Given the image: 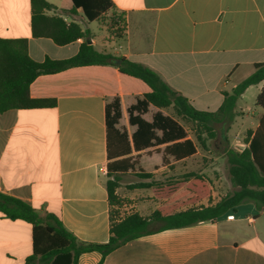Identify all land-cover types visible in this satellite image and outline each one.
Masks as SVG:
<instances>
[{
    "label": "crops",
    "instance_id": "1",
    "mask_svg": "<svg viewBox=\"0 0 264 264\" xmlns=\"http://www.w3.org/2000/svg\"><path fill=\"white\" fill-rule=\"evenodd\" d=\"M47 1L68 24L89 30L98 51L153 69L201 111H217L224 101L222 91H228L234 77L240 76L231 90L255 71V64L264 62V0H112L114 10L124 14L126 30L122 37L103 36V41L91 30L94 21H88L82 9L70 12L72 0ZM31 18V0H0V38H26L28 53L37 62L47 57L67 59L79 52L83 39L59 46L50 38L33 37ZM257 86L261 91L263 85ZM150 91L145 82L113 65L40 76L30 86L31 96L55 99V107L0 114V193L28 202L41 216L56 215L82 242L107 243L108 179H120L116 191L120 199L123 179L141 180L142 173L154 174L201 153L188 124L187 138L197 149L191 156L176 160L169 155L166 164V144L143 146L140 137L136 146L138 126L130 122L129 108ZM116 99L121 118L115 128L128 135L131 152L110 159L106 107ZM158 111L169 115L151 105L140 117L152 122ZM157 135L162 136V131L157 130ZM111 143L115 153L119 148L114 140ZM243 144L236 151L247 146ZM122 159L128 160L120 163ZM210 198L201 204L216 203ZM121 207L120 218L138 212L123 213ZM233 215L234 220L223 218L142 236L109 254L103 264H264V230L258 227L264 211L240 219ZM32 229L31 224L0 213V264H26L33 250ZM102 258L99 252H87L78 264H99Z\"/></svg>",
    "mask_w": 264,
    "mask_h": 264
},
{
    "label": "trees",
    "instance_id": "2",
    "mask_svg": "<svg viewBox=\"0 0 264 264\" xmlns=\"http://www.w3.org/2000/svg\"><path fill=\"white\" fill-rule=\"evenodd\" d=\"M72 2L73 9L70 12H76L80 8L90 22H100L108 12H112L111 30L119 31L118 37L125 33L124 14L114 10L112 0ZM31 5L33 37L50 38L59 46L79 39H83V42L79 52L71 58L47 57L43 62H37L28 53L26 38H0V114L12 109L55 107V99L31 96V84L42 75L56 74L75 67L113 65L122 74L136 77L150 87L151 91L129 108L130 122L138 126L134 143L139 147L138 139L141 137L143 146L166 144L165 163L169 164V155L179 160L197 151L194 142L187 138L185 125H192L197 144L206 150L208 138H217L216 126L221 125L224 131L234 122L238 101L244 93L250 87L264 82V62L257 63L250 76L231 91H222L224 101L217 111H201L196 109L187 97L171 88L153 69L122 56L98 51L92 43L90 31L83 30L74 22L68 24L61 13L56 12L58 8L47 0H31ZM49 12L54 14L49 15ZM256 104L264 109V86L257 96ZM151 105L160 110L172 109V113L165 115L158 111L153 121L147 122L140 115L147 112ZM135 112L138 115L135 116ZM120 118V101L116 99L106 107L110 159L113 155L120 157L131 152L128 135L115 128ZM157 130L162 131V136L157 135ZM113 140L119 148L115 153L111 150ZM244 142L247 146L242 151L231 149L227 153L229 178L234 190L207 206L201 204L211 196V188L204 174L190 172L181 177L158 182L154 174L142 173L139 176L143 181L132 185L131 188L151 189L153 198L161 202V205L148 217L132 212L120 218L122 203L116 194L120 179L117 176L109 179L106 183L110 203V239L107 243L82 242L56 215L41 216L28 202L3 193H0V213L8 219L22 220L33 226V250L26 264H78L82 254L93 251L102 255L99 264H103L106 257L116 249L148 234L202 222H214L236 213L239 206L248 202H253L257 210L263 212L264 114L258 127L247 131ZM124 144H127L126 148L122 146ZM127 160L122 159L120 163ZM109 167L111 168V164ZM127 168L123 167L122 170Z\"/></svg>",
    "mask_w": 264,
    "mask_h": 264
},
{
    "label": "rangeland",
    "instance_id": "3",
    "mask_svg": "<svg viewBox=\"0 0 264 264\" xmlns=\"http://www.w3.org/2000/svg\"><path fill=\"white\" fill-rule=\"evenodd\" d=\"M112 12H108L101 21H94L91 23V30L94 32L98 39L102 40L103 36H110L113 38L118 37L119 31L112 29L111 24L113 23L110 18ZM100 23V24H99ZM108 27V30L105 26ZM121 28V25L120 27ZM101 41L98 49L101 50ZM112 46L117 47L113 44ZM108 51H112L113 48H108ZM240 76H235L233 82ZM230 84L226 90L231 91L232 85ZM264 86V82L261 83ZM260 93L259 86L251 87L246 92L245 97L238 101L236 113L237 116L231 124L227 126V129L222 131V126L217 125V138H208V148L206 150L200 148V155H197L193 159L187 160L182 163H173L166 166L164 170L154 172L155 180L158 182H165L170 180L169 178L181 177L190 172L201 173L208 179L211 188L210 202H217L222 197L233 191V187L230 183L229 178V166L227 161V150H241L244 146V139L247 135L248 130H254L257 127L258 121L261 117L263 108L258 106L257 96ZM167 113L171 114L172 109L166 110ZM188 128H191L192 125ZM192 137L195 139L194 132L190 131ZM224 135L228 137V140L224 139ZM206 138L208 137L205 135ZM200 146V145H198ZM109 180V179H108ZM143 180L135 178H125L122 181L121 189L119 190L120 200L122 201L121 212H130L131 210L138 211L143 216L151 215L154 210L160 205L152 195L150 189H132L131 186L142 182ZM108 182V181H107ZM106 182V183H107ZM205 201L204 204H208ZM237 217L245 218L246 216H260V212L255 208L253 203H245L238 207L236 212ZM46 216V215H45ZM258 227L264 230V216H260ZM245 226H248V222L244 221ZM261 230V231H262ZM264 232V231H262Z\"/></svg>",
    "mask_w": 264,
    "mask_h": 264
},
{
    "label": "built area",
    "instance_id": "4",
    "mask_svg": "<svg viewBox=\"0 0 264 264\" xmlns=\"http://www.w3.org/2000/svg\"><path fill=\"white\" fill-rule=\"evenodd\" d=\"M226 218L227 220H234L235 216L233 214H229Z\"/></svg>",
    "mask_w": 264,
    "mask_h": 264
}]
</instances>
